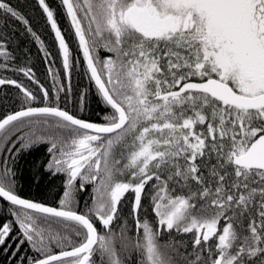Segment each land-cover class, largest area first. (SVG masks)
I'll use <instances>...</instances> for the list:
<instances>
[{
  "label": "snow or ice",
  "instance_id": "snow-or-ice-1",
  "mask_svg": "<svg viewBox=\"0 0 264 264\" xmlns=\"http://www.w3.org/2000/svg\"><path fill=\"white\" fill-rule=\"evenodd\" d=\"M36 5L55 52L0 0V86L18 90V107L0 110V255L264 264V0ZM8 19L38 45L49 83L16 62ZM93 89L96 120L86 115ZM41 144L45 170L65 177L54 206L17 191L16 159Z\"/></svg>",
  "mask_w": 264,
  "mask_h": 264
},
{
  "label": "trees",
  "instance_id": "trees-1",
  "mask_svg": "<svg viewBox=\"0 0 264 264\" xmlns=\"http://www.w3.org/2000/svg\"><path fill=\"white\" fill-rule=\"evenodd\" d=\"M8 2L29 19L33 29L41 35L45 45L55 52L53 34L45 26V20L41 10L36 5V0H8ZM56 2L57 0H53V6H55ZM7 25H14L16 31L13 33ZM60 25L62 29L67 27V22L63 17L60 19ZM5 29L11 38L12 42L9 47L17 57L16 62L21 66H31L38 79L42 82L49 83L45 76L47 65L43 54L38 50V45L24 31L23 26L14 20L8 19ZM67 39L70 43L74 44V38L71 34L67 35ZM57 66H59V61H57ZM7 75L12 74L7 73ZM13 78L26 82V79L22 76ZM73 83L75 87L83 88L87 84V80L77 75ZM17 91L11 85L0 86V110L8 111L18 107L16 102ZM87 104L88 111L86 115L93 120L98 119L96 114L101 112L103 108L94 89L89 93ZM48 159L47 146L44 144L20 153L15 162L17 191L24 198L54 206L62 191L65 177L62 174L53 176L45 170V164ZM90 192L91 187L89 186L86 191L80 193L81 207H83V202L89 199ZM26 248L27 246L25 245ZM0 264H9L8 257L0 255ZM12 264H15V261H12Z\"/></svg>",
  "mask_w": 264,
  "mask_h": 264
}]
</instances>
